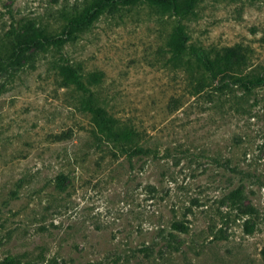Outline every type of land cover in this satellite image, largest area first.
Returning <instances> with one entry per match:
<instances>
[{
  "label": "rangeland",
  "instance_id": "374dc122",
  "mask_svg": "<svg viewBox=\"0 0 264 264\" xmlns=\"http://www.w3.org/2000/svg\"><path fill=\"white\" fill-rule=\"evenodd\" d=\"M0 0V50L43 26L57 46L0 62V264H264V83L247 90L174 54L240 45L264 78V0H197L177 20L142 1ZM3 55L2 53H0ZM100 70L96 102L146 154L99 132L58 67Z\"/></svg>",
  "mask_w": 264,
  "mask_h": 264
},
{
  "label": "trees",
  "instance_id": "16d2710c",
  "mask_svg": "<svg viewBox=\"0 0 264 264\" xmlns=\"http://www.w3.org/2000/svg\"><path fill=\"white\" fill-rule=\"evenodd\" d=\"M142 1L153 7L169 13L177 18L192 14L197 0H93L89 6L68 18L67 26L78 28L88 25L102 9L111 3H135ZM12 42L6 49L0 50V62L18 58L21 53L28 50L44 48L46 45L57 46L60 42L57 35L43 26H25L19 31H13ZM189 37L184 27L176 23L168 39L170 50L180 55L188 53L196 57L200 67L212 78L227 76L234 83L249 90L256 85L264 83V78L259 74L242 73L247 63V54L240 45H229L207 53L200 46L188 42ZM61 84L73 86L82 95V106L91 115L94 127L106 137L115 142L120 149L128 154L148 153L149 148L137 143L138 131L131 125H122L108 111L95 100L92 85L99 82L103 76L100 70L83 72L79 65L64 62L58 67ZM4 264V263H1Z\"/></svg>",
  "mask_w": 264,
  "mask_h": 264
}]
</instances>
